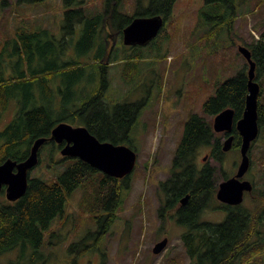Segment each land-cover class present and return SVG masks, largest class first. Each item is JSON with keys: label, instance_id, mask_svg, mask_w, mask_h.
<instances>
[{"label": "trees", "instance_id": "16d2710c", "mask_svg": "<svg viewBox=\"0 0 264 264\" xmlns=\"http://www.w3.org/2000/svg\"><path fill=\"white\" fill-rule=\"evenodd\" d=\"M2 1L5 5V0ZM77 1L64 0L66 8L62 29L64 36H67L58 38L47 29L34 30L22 26L0 44V118L11 105L16 107L10 121L0 128V163L6 158L16 161L26 159L32 143L40 137L47 139L40 148L48 143L51 145L48 151L50 160L52 151L60 150L62 146L49 139L50 132L56 124L64 122L67 115L86 116V127L100 141L115 144L130 141L128 133L135 125L139 107L131 103H117L112 114L109 112L108 115V106L100 107L97 103L99 98H104L108 87L105 67L100 61L106 58H111L112 61L115 55L111 48H106V39H101L99 30L105 23H109L122 34V29L135 16L159 14L165 21L176 0H150L146 10H136L132 16L118 10L110 13L109 8L104 13L88 16L81 6H75L79 3ZM204 3L211 7V11L205 14L210 21L207 41L214 43L223 25L228 24L235 15L236 0H204ZM77 23L83 26L74 47L78 55L91 51L94 53L88 62L74 58L66 61L63 59L65 46L68 45L67 37L74 32ZM245 44L256 63L255 80H258L262 89L260 91H263L264 29L259 38ZM131 46L137 49L140 45ZM141 55V50H138L127 56L123 66L126 75L130 68L135 67L134 59ZM88 67L98 68L101 79L98 87L87 97L84 94L78 95L73 85L82 76H86ZM246 67L245 61L240 70L225 79L215 94L204 102L202 111L208 118L194 113L186 121L169 176L160 181L170 201L189 190L190 200L192 197L198 199L199 193L200 196H210L213 191L214 187H207V183L187 184L192 177L200 180L211 178L209 171H202L200 176L198 171H192V156L195 148L215 138L212 117L228 107L234 110V121L242 116L247 94ZM90 73L95 76V71ZM59 75L66 76L64 86L55 83ZM129 77L125 80L128 81ZM75 103L81 105L74 108L76 110L67 106H75ZM93 110H96V115H93ZM258 122L261 133L264 130V103L258 105ZM123 132L127 134L123 135ZM39 158L38 153V162ZM62 160H69L70 163L64 172L53 178L43 179L29 175L26 191L19 199L9 201L4 192H0V264H44L48 259V255L42 251L45 232L50 229L54 219L63 216L67 199L76 188L80 185L83 187L85 182L92 184V188L90 192H85L81 215L88 213L87 216L95 224V230L70 243L67 246L68 252L75 257L97 250L98 239L114 223L116 212L121 208L130 188L132 172L117 178L104 174L77 157L63 156ZM262 176L264 177V173ZM203 206L204 204L201 208ZM197 211L191 205L184 209L183 221L191 229L189 233L182 235L186 255L194 264H241L264 252V241L252 240L253 234L264 240V234L259 230L260 218L264 216L262 213L257 218L236 211L222 223L203 221L201 224H190ZM194 228L195 232L192 231Z\"/></svg>", "mask_w": 264, "mask_h": 264}, {"label": "rangeland", "instance_id": "374dc122", "mask_svg": "<svg viewBox=\"0 0 264 264\" xmlns=\"http://www.w3.org/2000/svg\"><path fill=\"white\" fill-rule=\"evenodd\" d=\"M78 1L75 6H81L88 16L104 13L108 8L110 13L118 10L132 16L136 10L143 12L150 5V0ZM65 8L64 0H5V5L0 0V44L22 26L34 30L47 29L54 36L63 37ZM210 11L211 7L204 0H176L157 36L137 49L122 44V34L109 23L99 30L103 41L106 32L109 33L105 46L111 48L115 55L112 61L111 58L100 61L105 67L108 87L104 98H99L97 103L100 107L108 106V115L109 112L112 114L117 103H131L139 107L135 125L128 133L130 141L121 142L136 151L137 161L123 204L116 212L114 223L98 239V249L75 257L67 250L70 243L95 230L88 213L81 215L85 192H90L92 188V184L85 182L67 199L63 216L54 219L50 229L45 232L42 251L48 255V259L44 264H194L184 248L182 232L185 228L169 218L167 213L165 216L159 215V209L166 199L160 181L165 180L170 173L171 160L186 121L194 113L203 115L204 102L215 94L225 79L244 65L246 60L237 53L238 46H246L245 43L259 38L264 29V0H236L235 15L228 24L223 25L214 43L207 41L210 21L205 14ZM75 25L74 32L67 37L68 45L65 46L63 59L88 62L94 53L91 51L78 55L74 46L83 24ZM138 50H141L142 55L134 59L135 67L130 68L126 75L123 68L125 59ZM92 71H95V76L90 73ZM99 71L98 68H86V76L73 85L78 95L91 96L101 79ZM126 77L130 79L127 81ZM57 82L64 86L66 76L59 75ZM258 101L264 103V90L260 91ZM79 105L75 103V106H67L74 109ZM15 108L14 104L11 105L2 115L0 128L10 121ZM99 110L97 112L100 115ZM95 112L93 110V115H96ZM85 117L67 115L64 122L72 126H86ZM217 137L220 138V135ZM50 147L48 143L39 149V162L29 171L30 176L48 179L66 170L70 161L62 160L59 149L52 151L49 160ZM200 151L208 153L203 146ZM250 156L251 171L247 177L256 188L247 195L242 205L257 214L255 217L258 218L264 208V130L252 142ZM224 157L230 162L238 157V153L231 150ZM207 163L216 168V185L222 179L223 168L226 174L233 171L232 166L225 162L221 169L212 158ZM215 202L213 198L202 210L200 219L223 221L218 210L213 208ZM166 236L168 241L165 248L158 254L153 253L154 244ZM252 240L264 241L255 234ZM241 264H264V252Z\"/></svg>", "mask_w": 264, "mask_h": 264}, {"label": "water", "instance_id": "95a60500", "mask_svg": "<svg viewBox=\"0 0 264 264\" xmlns=\"http://www.w3.org/2000/svg\"><path fill=\"white\" fill-rule=\"evenodd\" d=\"M164 24L161 15L135 16L122 29V43L124 45H146L157 34ZM239 53L246 59L247 94L242 116L234 121V110L231 107L221 110L213 117L212 127L215 132L232 130L233 124L242 137L241 162L235 176L220 182L217 198L229 204H239L243 200L245 190H251L248 180H239V177L249 168V149L251 143L259 133L258 124V96L260 85L255 80L256 63L247 46L239 45ZM57 144H62L60 153L63 156L77 157L90 166L117 178L130 174L135 168L137 154L134 149L124 144H115L110 141H100L86 126H72L65 122L56 124L49 136ZM47 139L40 137L31 145L26 159L16 161L6 158L0 163V192L3 191L9 201L22 197L28 185L29 171L38 163V150ZM233 135H229L223 142V150L231 147ZM167 237L156 242L153 253H160L167 244Z\"/></svg>", "mask_w": 264, "mask_h": 264}, {"label": "flooded vegetation", "instance_id": "af4514ba", "mask_svg": "<svg viewBox=\"0 0 264 264\" xmlns=\"http://www.w3.org/2000/svg\"><path fill=\"white\" fill-rule=\"evenodd\" d=\"M108 37H110V35H109V33L106 32V40L107 39L109 40ZM214 134H215L214 135L215 138L213 140H211L210 142H208L207 144L203 145V147H206V149L208 150V153H206V154L201 153L200 150H201L202 146L195 148L196 150H195L194 155L192 156V163H191V164H193L192 171H194V173L196 171H198L199 176H200V173H202V171H204V170L209 171L211 174V178L207 179L205 177L203 180H200L199 178L197 179V178L192 177L191 180L187 181V184H191V185H195L196 183L203 182V183H207V187H211V186L214 187L213 191H211V193H210V196H207V197L206 196H200V193H199L197 196L198 199H196L195 197H192V199L190 200L191 190H189V191H186L184 194H181L180 196L175 197L172 201H170L169 198L166 197L164 204L159 209V211H161V212H159V215L165 216V213H167L169 218H173L175 222H177L178 224L182 225L185 228L184 232H182L183 234L189 233V231L191 229V227L186 225L185 222L183 221L184 209L187 207V205H191L195 210L196 209L198 210L194 216V219H193L194 221L190 222V224H196V223L201 224L203 221L204 222H212L210 220L200 219V214L202 212V211H200V208H201V205L204 204V206H203V208H201V210L205 209L208 206V204L213 200V198L216 199V202L214 203L213 208L218 210V213L220 214L219 216L223 220L222 222L226 221L228 219V217L236 211L242 212V213L245 212V213L252 215V216L257 215L255 213H253V211L245 208L242 205V203L247 198V195H249L250 193H253L255 188H256V186L254 185V182L247 177L248 176L247 173L251 171L250 168H251L252 159H251L250 153H249V159H250L249 168L243 174V176L239 177V180H248L252 185L251 190H245L244 191L243 200L239 204H229V203L223 202L217 198L216 195H217V190L219 188L220 182L235 176V174L238 170V167H239L240 162H241L240 149H241L242 137H241L240 133L238 132V130L236 129L235 124H233L232 130L230 132H227V131L215 132L214 131ZM218 134L220 135V138L217 141ZM229 135H233L231 147L228 150H223V148H222L223 142ZM57 145H59V144H57ZM231 150H235L238 153V157H236L235 160H231L230 162H228L224 156L227 154V152H229ZM209 158H212L217 164H219L220 169H221V165L223 168L224 162L226 163V165L228 164V165L232 166L233 171L230 174H226L224 171V168H223L222 179H221V181H219L217 183V185L214 181L215 180L214 174L216 172V168L213 166H210L207 163V160ZM172 163H173V159L171 160V166H172ZM162 181H164V180H162ZM208 197H210V198H208ZM255 198H256V196H254V199ZM202 199H204V200H202ZM242 207H244L245 209ZM262 214L264 215V212ZM263 217L264 216H261V218H260L261 223H260L259 230H260V232H262L264 234V218ZM252 218L253 217H251V219ZM222 222H212V223H222ZM195 229L196 228H194L192 231L195 232L196 231Z\"/></svg>", "mask_w": 264, "mask_h": 264}]
</instances>
